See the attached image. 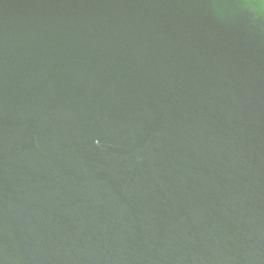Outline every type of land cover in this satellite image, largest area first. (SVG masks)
<instances>
[{"label": "water", "instance_id": "1", "mask_svg": "<svg viewBox=\"0 0 264 264\" xmlns=\"http://www.w3.org/2000/svg\"><path fill=\"white\" fill-rule=\"evenodd\" d=\"M0 264H264V0H0Z\"/></svg>", "mask_w": 264, "mask_h": 264}]
</instances>
